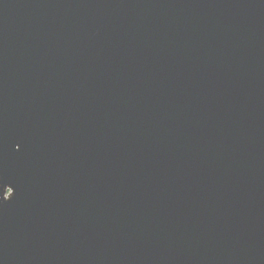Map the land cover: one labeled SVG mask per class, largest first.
<instances>
[{"label":"water","instance_id":"1","mask_svg":"<svg viewBox=\"0 0 264 264\" xmlns=\"http://www.w3.org/2000/svg\"><path fill=\"white\" fill-rule=\"evenodd\" d=\"M0 264H264V0H0Z\"/></svg>","mask_w":264,"mask_h":264}]
</instances>
